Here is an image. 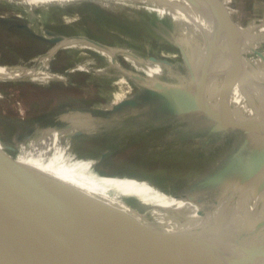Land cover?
I'll use <instances>...</instances> for the list:
<instances>
[{
  "label": "rangeland",
  "instance_id": "obj_1",
  "mask_svg": "<svg viewBox=\"0 0 264 264\" xmlns=\"http://www.w3.org/2000/svg\"><path fill=\"white\" fill-rule=\"evenodd\" d=\"M198 1H130L136 13V19L132 21L128 5L117 4L107 10L106 14L116 23L129 24L127 45L131 53L141 60L139 68L119 51L115 50V54L111 52L116 48L107 37L109 26L100 24L94 18L96 12L92 8H88L89 13H70V23L66 26H60L62 23L49 13L8 12L1 8L0 66L35 65L41 69L42 65L47 64L46 70L41 71L60 81L46 85L0 82V154L9 160L22 158L20 146L33 137L38 127L48 126L55 118L71 112L86 113L91 124L94 123L98 128L95 137L78 135L68 143L49 139L45 143H38L36 150L29 152V158L41 159L47 149L51 148L64 161L59 156L54 157L55 160L63 163H89L90 173L98 178L143 183L174 199H187V196H191L194 203L202 204L196 216L207 221L205 226L208 231L213 234L219 230L229 217L235 194L251 176L254 163L263 148L264 132L242 133L221 129L218 119L181 110L174 98L168 104L165 103V98L175 96V93L196 94V87L177 42L198 45L196 36L204 31V24L194 13L203 12ZM226 1L230 2L237 30L228 31L215 10L217 29L214 44L225 42L230 51L224 49L218 50V53L233 55L231 51L238 48L243 53L251 45L254 48L244 53V56L263 53L264 33L257 30L259 28L256 26L264 16V0ZM2 2L0 0V6ZM251 6L255 8L251 9ZM202 20L206 24V20ZM47 25L52 30L47 29ZM252 27L255 33L243 30ZM77 30L80 36L85 35L88 40L72 41L71 47L79 49V52L73 53L76 58H71L67 50L57 52L53 49L57 46L56 41L41 38L48 32L56 39L69 38ZM47 57L54 60L44 63ZM82 57L93 60V57L103 58L121 70L128 71L127 83L119 80L116 71H94L84 64ZM155 67L159 68V72L153 76L147 75L146 71ZM255 75H259L263 86L264 76L259 71ZM139 76L144 82L133 79ZM99 79L103 87L97 82ZM108 84H114L115 89ZM143 89L157 92L162 98L150 95L144 104L148 107L135 111L134 119L114 120L106 115L104 110H110L122 101L139 100L142 95L149 97L142 92ZM77 127L80 126L69 127L68 130L74 132L79 129ZM95 138L98 140L93 144L90 140ZM15 162L23 170L28 166ZM202 180L211 182L205 191L197 187ZM125 200L143 213L150 214L148 211L151 208L142 198L127 196ZM176 215L183 216L179 213ZM176 215L170 217V221H178L175 228L181 226L183 221L193 219L191 216H183L184 220L180 221ZM150 223L157 241L163 246L169 243L171 234L164 232L161 225Z\"/></svg>",
  "mask_w": 264,
  "mask_h": 264
},
{
  "label": "bare ground",
  "instance_id": "obj_2",
  "mask_svg": "<svg viewBox=\"0 0 264 264\" xmlns=\"http://www.w3.org/2000/svg\"><path fill=\"white\" fill-rule=\"evenodd\" d=\"M2 1L4 2H2L0 9L4 8L8 12L32 14L49 13L55 15V19L64 25L70 23L68 19L70 13L75 11H87L89 13L88 8H92L96 12L94 18L100 21V24L109 26L107 27L109 32L107 37L112 40L116 48L111 52L115 54L114 51L117 50L123 57L130 59V63L136 68L141 67V60L131 53L130 46L127 45L130 32L129 24H118L110 15L106 14L108 9L117 4L128 5L132 21L136 19V13L133 5L129 2L134 0ZM198 2L202 5L203 12L194 13L199 16L200 21L204 24L203 33H198L196 36L199 41L198 45H193L190 42L184 44L177 42V46L183 53L181 56L185 59V65L191 70L193 83L196 87V94L190 96L188 100L209 104L218 110L227 121H237L245 116L264 119V84L262 86L260 84L261 78L259 75H255L259 71L264 76V52L257 56H244V53L252 51L251 49L254 48L251 45L241 56L218 53L220 45L227 52H230L228 51L229 46L225 42L214 44L215 29H217L215 27V25L217 26L215 12L207 0H199ZM202 19L206 20V24ZM47 35L48 33L44 38H47ZM67 41L69 40L61 38L55 45L61 44L62 49L70 53L79 52V49L71 47L70 44L73 42L69 41L66 44ZM93 58L96 61L83 57L81 59L85 65H89L99 73L103 69L104 71L111 70L113 73L116 71L119 80L127 83L128 71L121 70L103 58ZM158 69V67L151 68L146 73L153 76L159 72ZM41 70L46 69L2 66L0 82H26L32 85H46L60 81L55 76ZM97 82L103 87L104 84H102L101 79ZM108 86L115 89L114 84H108ZM244 101L247 107H242ZM90 125L89 123L81 124V129L69 132L68 135L62 136L60 139L72 142L76 135L95 137L98 128ZM30 156L15 158L12 161H6L0 156V166L14 173L17 182L32 206L38 211L45 212L51 224L61 232L69 246L66 260L70 259L71 264L170 263L173 239L184 237L193 240L199 236L221 237L231 234L241 226L243 221L264 207V155L255 167L253 175L235 194L229 217L221 228L213 234L205 226L207 221L196 216L202 204L167 197L143 183L98 178L94 176V173H90L89 163L59 162L54 159V157H59L53 153L43 154L41 159H38L39 161L30 159ZM15 160L28 165L24 169L25 171L19 167ZM45 160L48 162H44ZM127 196L142 198L151 208L148 211L150 214L143 213L135 206H131L125 200ZM175 212L184 217L191 216L193 219L185 220L181 226L175 228L178 221L174 222L173 219L170 221L171 215H176ZM148 215L152 221H149ZM183 216L176 215L180 221L184 220ZM150 222L161 225L164 232L171 234L169 243L163 246L154 238V231L150 228ZM6 235L0 233L1 262L8 264H47L30 254L22 245L15 243L10 235ZM258 235L264 239V228L258 231Z\"/></svg>",
  "mask_w": 264,
  "mask_h": 264
},
{
  "label": "water",
  "instance_id": "obj_3",
  "mask_svg": "<svg viewBox=\"0 0 264 264\" xmlns=\"http://www.w3.org/2000/svg\"><path fill=\"white\" fill-rule=\"evenodd\" d=\"M207 2L219 13L228 31L234 32L237 30V25L230 11L223 5L221 0H207ZM41 38L51 39L56 41V44L61 40L56 39L49 32L47 38ZM223 49L222 45L218 47L219 51ZM231 52L235 56L242 55V51L239 48ZM188 70L193 81L191 70L189 68ZM133 79L144 82L142 77H133ZM142 92L147 93L149 97L142 95L139 100L122 101L110 110H104L106 115L113 117L114 120L127 121L134 119L136 115L127 114L125 109L138 108L140 105L145 104V101H148L150 95L159 99L162 98V95L149 89H143ZM174 95L166 97L165 103L168 104L174 98L181 110L196 112L218 119L221 129L242 133L264 132V119L262 118L245 116L237 121H227L218 110L209 104L188 100L192 95L182 93H175ZM244 103L245 101L242 107H247V104ZM118 113L121 114V118L116 115ZM217 131L220 132L218 129ZM263 152L264 144L254 163L251 176L259 160L264 155ZM0 156L6 161H12L1 154ZM249 178L241 184V187ZM208 180L200 181L197 184L198 189L205 191L204 189L209 188L211 182ZM185 200L194 203V198L191 196H187ZM262 228H264V207H261L252 217L243 221L241 226L236 228L231 234L221 237L199 236L193 240L184 237L173 239L170 263L164 264H264V239L261 238V235H258V231ZM0 233L2 235H10L15 243L22 245L25 250L44 263L71 264L72 262L70 259L66 260L69 246L62 237L61 232L51 224L45 212L38 211L32 206L17 182L14 173L2 166H0ZM0 264L8 263L0 261Z\"/></svg>",
  "mask_w": 264,
  "mask_h": 264
},
{
  "label": "trees",
  "instance_id": "obj_4",
  "mask_svg": "<svg viewBox=\"0 0 264 264\" xmlns=\"http://www.w3.org/2000/svg\"><path fill=\"white\" fill-rule=\"evenodd\" d=\"M60 26H66V25L60 24ZM47 29L52 30L50 26L48 27V25H47ZM78 31L79 30L76 31L75 35H73V36H71V37H69L67 39L69 41H71V42L72 41H75V42L77 41L78 42L79 40L81 42H83L84 40H88V39H86L85 35L83 37L80 36ZM52 48L55 49L57 52L59 50H64V49H62L61 46H54ZM68 54L71 56V58H73V57L76 58V56L73 53L68 52ZM51 60H54V58L47 57V58L44 59V61H45L44 63H48ZM20 67L38 68L35 65H33V66H31V65H29V66H20ZM41 68H43V69L47 68V64L46 65H42ZM147 107H148V105L146 106V105L142 104L136 109H125V111L127 112V114L131 115V114L136 113L135 111L144 110ZM116 115L121 118V114L120 113H118ZM87 123H89V125H90L91 121H90L89 115L86 114V113L71 112V113H68V114H65V115H61V116L55 118V120L52 121L50 125L38 127L35 130V132L33 134V137L27 143H25L24 145L20 146L19 152L22 151V154H21L22 157H28L29 156L28 154H29L30 151L32 152V151L36 150L35 147H37L36 145H38V143L39 144L45 143L49 139H51L52 141L57 140V141H60L61 143H68V141H66L64 139H60V137L66 136V135L69 134V130H68L69 127L80 126L81 124L85 125ZM90 126H96V125L93 123ZM80 127H77V128L81 129ZM91 137H93V136H91ZM97 140L98 139L95 138V139H92L90 141L93 144H95L97 142ZM52 141H50V142H52ZM66 150L68 152V149H66ZM60 152H63V151H60ZM47 153H54L55 155H57L55 153V151L53 149H51V148L47 149ZM57 156H59V155H57ZM60 158H62V157H60Z\"/></svg>",
  "mask_w": 264,
  "mask_h": 264
},
{
  "label": "crops",
  "instance_id": "obj_5",
  "mask_svg": "<svg viewBox=\"0 0 264 264\" xmlns=\"http://www.w3.org/2000/svg\"><path fill=\"white\" fill-rule=\"evenodd\" d=\"M221 2L223 3V5H225V7L230 11V13L232 15V11L230 10V2L229 1H226V0H221ZM254 8H255L254 6H251V9H254ZM212 9L215 12V21H217L216 20L217 13H216V11H215V9L213 7H212ZM232 17H233V15H232ZM259 22H260V24L256 26L257 28H259L257 30H259L261 33H264V16L262 17V19H260ZM243 30L251 31V33H255L254 31H256L255 28H253V27L252 28H249V29H243ZM57 46H62V45L60 44V45H57Z\"/></svg>",
  "mask_w": 264,
  "mask_h": 264
}]
</instances>
